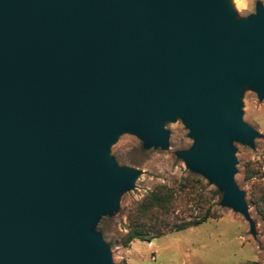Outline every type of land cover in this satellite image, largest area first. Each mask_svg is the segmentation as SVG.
<instances>
[{
    "label": "water",
    "instance_id": "1",
    "mask_svg": "<svg viewBox=\"0 0 264 264\" xmlns=\"http://www.w3.org/2000/svg\"><path fill=\"white\" fill-rule=\"evenodd\" d=\"M240 83L264 96V9L234 21L222 0H0V264H112L95 228L137 174L108 158L116 137L165 147L249 224L232 140L257 134Z\"/></svg>",
    "mask_w": 264,
    "mask_h": 264
},
{
    "label": "rangeland",
    "instance_id": "2",
    "mask_svg": "<svg viewBox=\"0 0 264 264\" xmlns=\"http://www.w3.org/2000/svg\"><path fill=\"white\" fill-rule=\"evenodd\" d=\"M222 1L234 21H247L257 16L259 7L264 9V0ZM236 101L234 110L257 134L252 146L234 140L229 144L235 160L233 180L245 195L253 230L240 214L220 205L222 193L215 184L190 171L178 156L189 151L194 141L183 119L176 116L161 124L167 133L165 147L145 149L142 140L128 132L119 134L108 146V158L120 169L137 174L132 188L116 196V209L100 217L95 228L109 246L112 264H264V96L255 85L240 83ZM157 186H165L181 197L173 204L170 223L199 219L207 212L210 218L197 227L166 233L150 243L136 240L121 246L118 242L129 228V211ZM102 220L105 222L100 224Z\"/></svg>",
    "mask_w": 264,
    "mask_h": 264
},
{
    "label": "trees",
    "instance_id": "3",
    "mask_svg": "<svg viewBox=\"0 0 264 264\" xmlns=\"http://www.w3.org/2000/svg\"><path fill=\"white\" fill-rule=\"evenodd\" d=\"M184 188V187H182ZM182 190L180 193H183ZM181 201L177 192L157 186L149 192L139 203L128 213L129 228L125 235L119 239V244L126 247L133 241H144L150 243L152 240L170 232H181L189 228L197 227L205 223L209 218V213L199 219L188 222L173 224L169 222V217L173 211L174 202ZM102 220L100 224L104 223ZM100 228L103 229V226ZM101 229V231H102ZM99 234L102 232L99 231Z\"/></svg>",
    "mask_w": 264,
    "mask_h": 264
}]
</instances>
